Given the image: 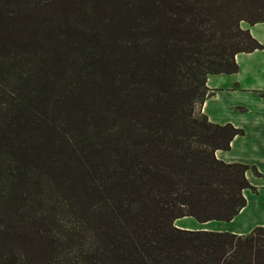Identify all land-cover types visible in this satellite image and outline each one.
I'll list each match as a JSON object with an SVG mask.
<instances>
[{"label":"trees","instance_id":"16d2710c","mask_svg":"<svg viewBox=\"0 0 264 264\" xmlns=\"http://www.w3.org/2000/svg\"><path fill=\"white\" fill-rule=\"evenodd\" d=\"M0 8V26L22 18L16 34L28 32L38 49L14 94L17 113L0 112V181L11 183L0 194V264H264V226L237 235L175 225L231 221L247 205L244 190H256L249 165L216 156L244 129L212 123L201 109L209 75L237 73L236 55L263 49L241 23H264L246 14L264 0H0ZM48 11L67 18L50 27ZM31 19L40 27L28 28ZM57 155L53 173L45 161ZM48 173V189L66 184L81 212L43 209L52 198L38 180Z\"/></svg>","mask_w":264,"mask_h":264},{"label":"crops","instance_id":"0c3cea01","mask_svg":"<svg viewBox=\"0 0 264 264\" xmlns=\"http://www.w3.org/2000/svg\"><path fill=\"white\" fill-rule=\"evenodd\" d=\"M245 24L246 26H244ZM243 29L250 30L252 36L263 45V49L251 53H239L236 62L239 71L233 74L209 75L207 87L210 96L202 105V113L209 121L216 124L232 123L242 128L244 135L237 136L228 151L218 150V159L227 163H243L255 166L264 175V23L254 25L243 21ZM257 32V33H256ZM253 65H248V59L256 56ZM251 68V69H250ZM250 83H244L247 78ZM254 114L250 118H243L240 122L234 120L232 114ZM231 114L226 116L227 113ZM249 182L256 188L244 190L247 205L231 221H210L200 223L194 218L185 217L175 222L176 227L185 230H205L215 232H230L237 235H247L256 227L264 226V177L257 178L250 170L246 173Z\"/></svg>","mask_w":264,"mask_h":264},{"label":"rangeland","instance_id":"374dc122","mask_svg":"<svg viewBox=\"0 0 264 264\" xmlns=\"http://www.w3.org/2000/svg\"><path fill=\"white\" fill-rule=\"evenodd\" d=\"M69 11L70 10H67V12H69ZM0 12H4V11L0 8ZM246 14H248V16L252 17V18H258L259 16L264 17V10L263 9H261V10H254L253 9V10H249L248 12H246ZM47 16L50 17L48 19V21H49L48 23H49L50 27L51 26L57 27L58 25L62 24L65 21V19L67 18L65 13H62V12L58 13L56 11L53 13L51 11H48ZM19 21L22 25L23 24L22 18H20ZM19 21L8 22V20L6 21V19H4L3 25L0 26V112H6V110H9L11 108V109H13L14 116L17 113L15 111L14 105H13L17 100L16 97L14 96V94L17 90H20L19 87H21L22 81L24 80V78H26L25 72H29L33 56H35L34 54H36V50H38L37 48L34 47L35 44L31 43V41H30L31 38H29L28 32L26 33L24 30H22L18 34H16L14 27H16L18 25ZM36 24L39 28L40 23L37 20L32 21V19H31L28 23V28H32L34 30V27L36 26ZM243 25L246 26L245 24H243ZM56 34H57V31H56ZM45 37H46V35L44 33H42V35H40L39 38H37V37L35 38L34 42L35 41H42L43 42ZM260 37L263 40L264 34L261 33ZM55 38L56 37H53L54 43H56V42L60 43L59 39H55ZM51 39H52V36H51ZM259 55L260 54H258V56L254 57L252 59H248L249 61L247 63L250 67H252V65H253L252 64L253 60L256 61L259 57H261ZM236 56H235V60H236ZM14 65L16 66L15 68H14ZM244 83L249 84L250 79L247 78V80ZM55 100H56V98H54V101L51 100L50 105H49V109L46 111L48 113V116H49L48 119H50V118L56 119V117H54L51 113L53 110V105H54ZM201 112H202V109H201ZM199 113H200V111H199ZM226 113H227L226 116L229 115L231 118V114L230 113L228 114V112H226ZM43 115H45V114L43 113ZM232 115H233L235 121L240 122V118H241V120L243 118L244 119L250 118V116H253L254 114H251V113L245 114V113H243V111L242 112L239 111V112L234 113ZM33 118H36V116L34 115ZM58 128H60V127H58ZM55 135L57 136V134H55ZM56 139H57L56 140L57 149L59 147L61 148V145H60L61 141L60 140L62 138L57 137ZM58 156L59 155H57L52 160L45 161L47 163V166H53L52 171H51L53 173H54V165L53 164H54V162H56ZM10 166L13 167V165H10ZM253 167L254 166H250V168H251L250 171L257 178L264 177V175L262 173H260V170L257 167H255V168L257 169L259 175H256V173L253 170ZM6 168H9V164L8 165L6 164ZM10 172L11 171L7 170L6 174L10 175L11 174ZM67 172H69V171H67ZM10 178L15 180L14 174H12L10 176ZM50 179H53V177L48 173L46 176H44L42 178V180H38L40 185H41L40 195L42 196V194H47L50 199L52 198L51 199L52 202L45 205V207H43V209L51 211L53 213H59V214L60 213L71 214L72 212L73 213L81 212L82 211V205L79 202V199L77 197L73 196V193L70 191L71 189H69V187L64 183L57 184L56 188H54V189H48V187L50 185L48 183L51 182ZM10 185H11V183H10L9 179H4V180L0 181V194L3 193L4 191H6L8 188H10L9 187ZM50 187H52V186L50 185ZM253 192H256V190ZM44 198H46V197H44ZM48 201H50V200H48Z\"/></svg>","mask_w":264,"mask_h":264}]
</instances>
